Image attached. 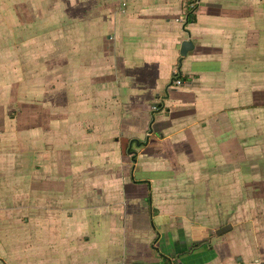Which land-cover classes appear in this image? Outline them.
<instances>
[{"label": "crops", "instance_id": "0c3cea01", "mask_svg": "<svg viewBox=\"0 0 264 264\" xmlns=\"http://www.w3.org/2000/svg\"><path fill=\"white\" fill-rule=\"evenodd\" d=\"M186 5L0 0V264H264V0Z\"/></svg>", "mask_w": 264, "mask_h": 264}, {"label": "built area", "instance_id": "2783aa9c", "mask_svg": "<svg viewBox=\"0 0 264 264\" xmlns=\"http://www.w3.org/2000/svg\"><path fill=\"white\" fill-rule=\"evenodd\" d=\"M201 0H187V12L189 10V12L193 13L195 12V10L197 9L198 5H199V2ZM122 6L124 7V3L122 4ZM186 16H188V13L186 14ZM177 21H183V22H186L187 21V18L185 19H181V18H177L176 19ZM173 84L175 86H179L182 84V79L178 76V71L175 70L174 74H173Z\"/></svg>", "mask_w": 264, "mask_h": 264}, {"label": "water", "instance_id": "95a60500", "mask_svg": "<svg viewBox=\"0 0 264 264\" xmlns=\"http://www.w3.org/2000/svg\"><path fill=\"white\" fill-rule=\"evenodd\" d=\"M193 47L192 41L191 40H185L181 43V48H180V54L185 55L188 50H190ZM229 229V226H223L219 230H217V234L223 233Z\"/></svg>", "mask_w": 264, "mask_h": 264}, {"label": "trees", "instance_id": "16d2710c", "mask_svg": "<svg viewBox=\"0 0 264 264\" xmlns=\"http://www.w3.org/2000/svg\"><path fill=\"white\" fill-rule=\"evenodd\" d=\"M189 16V15H188Z\"/></svg>", "mask_w": 264, "mask_h": 264}]
</instances>
